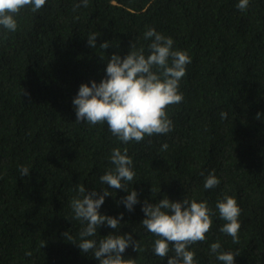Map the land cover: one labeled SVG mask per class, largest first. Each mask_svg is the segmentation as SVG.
<instances>
[{
  "label": "trees",
  "instance_id": "1",
  "mask_svg": "<svg viewBox=\"0 0 264 264\" xmlns=\"http://www.w3.org/2000/svg\"><path fill=\"white\" fill-rule=\"evenodd\" d=\"M79 2L46 0L39 12L21 10L14 33L0 27V264H99L63 234L79 238L83 225L66 218L70 201L80 184L103 191L99 177L112 167L115 147L133 159L129 189L140 203L129 212L118 203L127 193L110 190L99 211L123 213L119 231L140 241L143 250L130 246L125 259L167 264L140 224L143 202L167 195L206 201L213 213L206 240L191 245L198 264H222L209 251L217 241L239 254L235 264H264V0H250L243 12L238 0H89L73 12ZM146 26L171 37L191 63L180 81L182 102L167 109L173 130L124 144L106 123L76 122L72 100L82 83L105 77L111 54L126 56L133 42L148 54ZM91 33L98 35L94 49ZM105 40L112 47L103 50ZM20 166L30 174L21 177ZM212 172L220 184L204 189ZM225 193L241 209L239 244L219 230L215 205ZM97 231L99 238L115 230Z\"/></svg>",
  "mask_w": 264,
  "mask_h": 264
},
{
  "label": "clouds",
  "instance_id": "2",
  "mask_svg": "<svg viewBox=\"0 0 264 264\" xmlns=\"http://www.w3.org/2000/svg\"><path fill=\"white\" fill-rule=\"evenodd\" d=\"M249 2L238 0L236 7L242 12L246 11ZM45 4L46 0H0V27L14 33L18 28L16 17L21 10L30 8L31 12L36 13ZM88 6L89 0H80L73 5V12ZM97 36L96 33L87 36V43L93 49L97 46ZM143 39L150 40L147 45L148 54H145L143 46L137 48L133 42L124 57L113 53L105 61L100 56L106 62L105 77L99 82L93 79L90 85L82 83L72 100L76 122H87L93 126L106 123L112 135L124 144L132 141L139 143L146 136L165 135L173 130L167 109L170 105L182 102L180 81L186 75V66L191 63V57L186 51L174 49L173 39L154 27L146 26ZM99 47L106 50L112 45L105 40ZM220 116L226 119L227 113L221 111ZM167 149L168 144L165 142L160 151ZM109 161L112 167L99 177L100 184L104 186L103 191H87L85 185L80 184L77 195L70 201L73 215L66 218L83 225L79 238H74L68 231L63 235L68 242L76 244L82 253H91L99 264H135V259H125L123 253L130 246L137 253L143 249L139 240H133L132 233L119 231L123 213L113 217L99 211L105 197L113 196L110 190L123 189L127 193L118 203H123L129 212L140 203L138 192L133 187L129 189L136 175L133 159L128 155L126 147L123 150L115 147L111 150ZM18 171L21 177L30 174L29 168L25 166H20ZM219 184L220 179L212 172L205 177L203 187L212 189ZM155 191L151 187V194ZM215 207L219 218L224 221L220 232L231 236L233 244H239L241 209L236 199L225 193L222 199L217 200ZM141 210L145 218L140 224L156 237L151 245L156 256L160 259L168 257L167 264H198L191 245L205 241L212 227L213 213L206 201L188 196L183 200H171L166 195L155 203H149L146 199ZM102 225L115 231L97 238V230ZM209 251L222 264H235V257L239 255L224 250L219 241L211 243ZM26 255L31 253L26 252Z\"/></svg>",
  "mask_w": 264,
  "mask_h": 264
}]
</instances>
